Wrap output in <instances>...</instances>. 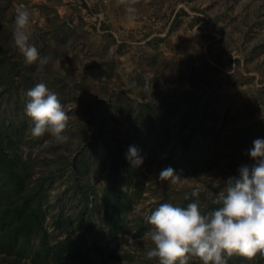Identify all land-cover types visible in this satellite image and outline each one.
Returning <instances> with one entry per match:
<instances>
[{
	"label": "rangeland",
	"instance_id": "1",
	"mask_svg": "<svg viewBox=\"0 0 264 264\" xmlns=\"http://www.w3.org/2000/svg\"><path fill=\"white\" fill-rule=\"evenodd\" d=\"M19 2L0 0V128L41 187L43 221L14 248L1 239L0 264H55L47 249L59 242L65 264H158L146 257L151 212L165 202L218 207L264 137V0H23L39 53L32 64L13 41ZM41 82L68 115L63 144L30 134L26 91ZM111 139L143 157L120 182L130 202L116 233L101 223ZM168 157L179 162L175 183L160 177Z\"/></svg>",
	"mask_w": 264,
	"mask_h": 264
},
{
	"label": "clouds",
	"instance_id": "2",
	"mask_svg": "<svg viewBox=\"0 0 264 264\" xmlns=\"http://www.w3.org/2000/svg\"><path fill=\"white\" fill-rule=\"evenodd\" d=\"M127 20L136 19L134 10L126 6ZM30 11L21 2L15 7L13 41L26 64L37 61L39 53L30 43ZM24 113L30 119L33 137L51 135L58 144L69 140L65 133L68 115L57 94L41 82L26 91ZM251 164L241 165L237 175L230 177L226 188L217 194L218 207L208 213L199 210L197 202L186 206L161 203L148 216L150 229L145 235L153 247L146 251L148 259L158 258V264H189L196 257L201 264H227L233 255L252 259L264 257V137L253 140L248 150ZM125 159L132 168L143 164L136 146L130 145ZM161 178L178 176L171 167L160 172ZM200 189H193L197 197Z\"/></svg>",
	"mask_w": 264,
	"mask_h": 264
},
{
	"label": "trees",
	"instance_id": "3",
	"mask_svg": "<svg viewBox=\"0 0 264 264\" xmlns=\"http://www.w3.org/2000/svg\"><path fill=\"white\" fill-rule=\"evenodd\" d=\"M13 68H16V65ZM167 124L164 121L162 123L163 128L158 127L159 131H168ZM136 129L141 131L142 127H136ZM8 133H3L0 128V244L4 245L1 239L6 238L9 242V239L12 238L14 242L12 248H14L22 239L21 236L26 233L31 235L34 228H41L43 210L42 205H40V191L38 192L41 187L30 185L25 162L14 150V142ZM104 143L107 146V153L102 164L107 169L111 182L106 187L102 199L104 213L101 223L109 227L111 232L116 233L122 224L120 216L123 217L121 214L125 213L130 202L129 194L123 192L120 185L127 174L131 175L128 171L129 162L125 159L128 144L126 143L125 146L119 142L113 144L112 139L111 141H104ZM178 163V161H173L171 157H168L164 165L172 167L174 172H178L176 169ZM191 165L193 169L195 168L193 170L195 173H200L203 169L201 160H196ZM64 251L65 245L60 242L47 249V253L51 255V260L55 264H65L63 261ZM262 258L257 254L253 259L259 262ZM245 260L247 259L244 257L233 255L228 259L227 264H240ZM73 264H91V259Z\"/></svg>",
	"mask_w": 264,
	"mask_h": 264
}]
</instances>
